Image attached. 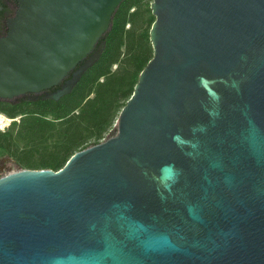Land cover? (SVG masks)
<instances>
[{
  "label": "water",
  "instance_id": "95a60500",
  "mask_svg": "<svg viewBox=\"0 0 264 264\" xmlns=\"http://www.w3.org/2000/svg\"><path fill=\"white\" fill-rule=\"evenodd\" d=\"M0 100L71 94L125 0H11ZM115 135L0 179V264H264V0H152Z\"/></svg>",
  "mask_w": 264,
  "mask_h": 264
},
{
  "label": "rangeland",
  "instance_id": "374dc122",
  "mask_svg": "<svg viewBox=\"0 0 264 264\" xmlns=\"http://www.w3.org/2000/svg\"><path fill=\"white\" fill-rule=\"evenodd\" d=\"M136 1L134 8L129 11H125L124 8L119 16L114 36V50L111 52V55H119L118 64L110 66L108 62H105L100 68L101 71H109L117 77H121L123 73L134 74L136 68L133 60L141 53L150 52L152 54L149 41V26L154 20L150 10L152 0ZM111 28L112 23L104 37L111 31ZM98 71L88 73L75 94L62 102V105L69 104L71 107L80 104L74 115H79L81 112L83 114L79 119L72 116L74 120L71 123L55 120V112L52 109L41 110L40 105L36 106L33 103L37 100L25 101L21 99L22 96L17 97L14 99L15 107L13 109L0 103V116L9 120H11L10 118L15 119V122H11L10 126L5 127L0 124V134H6L8 147L12 153L11 159L15 160V172L18 170H40L30 168H38L37 165L41 162L51 161L52 159L49 157L51 154H57L60 159H63L68 154L74 155L92 147L95 143H102L114 136L117 119L122 109L120 107L124 105L126 98L119 100L112 107L113 110L106 117V122L101 126L102 128H98L100 127L97 124L98 121L103 120L104 117L96 116L94 112L97 110V104L93 105L94 103L91 104L88 101V99L95 98L97 84L93 83L92 79ZM106 79V77H102L99 82ZM89 92L91 93L87 100L82 102V97Z\"/></svg>",
  "mask_w": 264,
  "mask_h": 264
},
{
  "label": "trees",
  "instance_id": "16d2710c",
  "mask_svg": "<svg viewBox=\"0 0 264 264\" xmlns=\"http://www.w3.org/2000/svg\"><path fill=\"white\" fill-rule=\"evenodd\" d=\"M136 2H137L136 0H125L121 3L117 12L112 18L111 31L103 38L106 47L100 60L81 77L79 83L77 84L75 89L71 92V94L65 96L64 98L62 97L57 102L49 99L43 100L40 98L37 100V102H33L36 106L40 105L41 110L52 109L55 112V116H56L55 120L57 121L62 120V122L65 121L67 123H71L74 120L72 116H74V118L79 119L80 116L83 114V112H81L79 115H74V112L79 108L80 104L71 107L69 104L62 105V102L70 99L75 94L77 89L85 80L86 76H88V73H90L91 71H98V70H99L98 73L92 79V82L97 84L96 87L97 90H95L96 93L95 98L92 100L88 99V101H90L91 104L92 103H94L93 105L97 104V110L96 112H94V114L96 116H100V118L104 117L103 120L98 121L99 123L97 124H99L100 126L98 128H102L101 126L106 122V117L113 110L112 107L115 104H117L119 100L126 98V101L124 102L125 105V103L128 101V99L133 93V89L135 84L137 83L140 72L143 70V68L146 66L149 60H151L152 54L150 52L149 53L143 52L133 60L134 66L136 68V72L134 74L123 73L121 77H117V75H113L109 71L106 72L101 71L100 68H102L105 62H108V65L110 66L118 64L119 55H111V52L114 50V36L118 27L119 16L124 8L125 11H129L131 8H134ZM153 22L154 20L150 23L149 29ZM1 27H2V19L0 18V29ZM79 65L72 72L69 73L67 78L64 79L60 85H58L54 89L59 88L61 85L65 83V81L70 79L72 73L79 67ZM102 77H106L107 79L103 82H99V80ZM90 93L91 92H89L86 96L82 97V102L87 100ZM24 100L28 101L27 99ZM124 105H122L120 108H123ZM8 107L10 109H13L15 106L11 105ZM97 130L100 131L101 129H97ZM94 145L97 144L95 143L93 144V146ZM71 156L72 154H68L65 158L60 159L57 154H51L49 156L52 159L51 161L46 163L43 161L39 165H37L38 168H30V169L58 171L65 165V163L68 161V159Z\"/></svg>",
  "mask_w": 264,
  "mask_h": 264
},
{
  "label": "flooded vegetation",
  "instance_id": "af4514ba",
  "mask_svg": "<svg viewBox=\"0 0 264 264\" xmlns=\"http://www.w3.org/2000/svg\"><path fill=\"white\" fill-rule=\"evenodd\" d=\"M16 10H17V4L14 3L13 1H11V0H0V18L2 19V27L0 29V37L5 36V34L7 33L6 23L9 19H11L14 16ZM63 85H61L59 88H56V89H54L55 87H53V88H51L47 91H44L40 94L24 95L21 97V99L22 100L27 99V100H33V101L38 100L40 98L43 99V97L46 94H53V93L57 92L58 90H60L63 87ZM0 103H2L4 105L11 106V105H14L15 100L14 99L10 100V101L0 100ZM10 119L11 120L4 118L5 121L9 120V122H8V124L2 123L3 126H5V127L10 126L11 122H15L14 118H10ZM7 142L8 141H7L6 134H0V179L7 176L10 173L15 172V160L11 159L12 153L10 152V149L8 147Z\"/></svg>",
  "mask_w": 264,
  "mask_h": 264
},
{
  "label": "bare ground",
  "instance_id": "6f19581e",
  "mask_svg": "<svg viewBox=\"0 0 264 264\" xmlns=\"http://www.w3.org/2000/svg\"><path fill=\"white\" fill-rule=\"evenodd\" d=\"M4 121H5L4 118L0 116V123L2 124V123H4ZM8 122H9V120H7V123H5V124H8Z\"/></svg>",
  "mask_w": 264,
  "mask_h": 264
}]
</instances>
